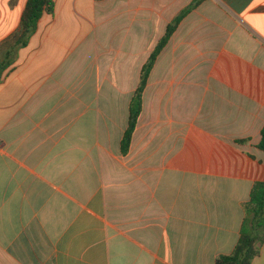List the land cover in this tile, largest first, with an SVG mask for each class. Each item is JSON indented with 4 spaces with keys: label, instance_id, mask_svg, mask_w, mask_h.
<instances>
[{
    "label": "crops",
    "instance_id": "1",
    "mask_svg": "<svg viewBox=\"0 0 264 264\" xmlns=\"http://www.w3.org/2000/svg\"><path fill=\"white\" fill-rule=\"evenodd\" d=\"M53 0L0 81V264H217L264 182V0ZM28 0H0V61ZM241 140H245L242 141ZM253 264H264V244Z\"/></svg>",
    "mask_w": 264,
    "mask_h": 264
},
{
    "label": "trees",
    "instance_id": "2",
    "mask_svg": "<svg viewBox=\"0 0 264 264\" xmlns=\"http://www.w3.org/2000/svg\"><path fill=\"white\" fill-rule=\"evenodd\" d=\"M202 1L194 0L173 19L167 28L166 34L142 68L140 84L130 107L128 128L121 144L122 153L126 154L129 151L132 136L143 107V93L158 55L167 45L182 20ZM53 5V0H28L22 13L20 30L10 39V49L6 53V58L0 61V81L6 69L16 60L14 55L17 50L28 44L30 37L38 27L40 19L44 14L52 12ZM258 147L264 151V127L261 130V141ZM244 208L245 217L239 240L231 253L218 258L217 264H253L254 259L260 254L261 246L264 244V182H258L254 185L250 200L245 204Z\"/></svg>",
    "mask_w": 264,
    "mask_h": 264
}]
</instances>
